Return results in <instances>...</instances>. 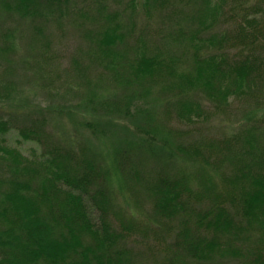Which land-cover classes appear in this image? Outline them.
I'll use <instances>...</instances> for the list:
<instances>
[{"label":"trees","instance_id":"trees-1","mask_svg":"<svg viewBox=\"0 0 264 264\" xmlns=\"http://www.w3.org/2000/svg\"><path fill=\"white\" fill-rule=\"evenodd\" d=\"M29 92L136 140L62 142ZM139 236L157 264H264V0H0V264H152Z\"/></svg>","mask_w":264,"mask_h":264},{"label":"rangeland","instance_id":"rangeland-1","mask_svg":"<svg viewBox=\"0 0 264 264\" xmlns=\"http://www.w3.org/2000/svg\"><path fill=\"white\" fill-rule=\"evenodd\" d=\"M75 43H72L68 46L69 53H73L75 50ZM68 53V55H69ZM68 58V56H67ZM37 104L35 110H33V114L31 113L32 108L29 105ZM13 106L27 105V109H25V114L27 116H32L33 118H37V116H41L45 113L49 117V129L52 133H55L57 138L62 140L65 137H71L74 139V142H78V140L86 141L88 143H92L95 147L96 151H99L104 154L105 159H109L112 157L113 150L115 148H120L128 141L136 140L134 135L136 131L132 129L130 123L124 121H107V128L110 133V137L105 139L102 137H94L87 129L80 124V120L77 122L74 118L69 119L64 115H58L53 110H50L51 107L57 106L58 102L49 101L44 97L43 93L37 92H29L27 93L23 99H18L15 102L9 103ZM5 107H8V104H3ZM134 125V124H133ZM216 128H213L211 134L212 135H224L231 134L234 131V128L229 123H220L215 122L212 123ZM108 133V135H109ZM15 144L14 140L12 141ZM20 150H22L25 154H31L32 150L35 148V145L32 143H22L17 146ZM127 206H129L127 204ZM130 207V206H129ZM127 208L131 213H136V211L132 208ZM167 240L159 241L157 238L151 237L149 239H142L140 236L134 240L133 245H135L138 249L145 251L148 257L152 260V264H157L158 259H161L164 255L165 247L170 244H164ZM133 242V241H132ZM152 255L154 256L153 258ZM158 257V258H157Z\"/></svg>","mask_w":264,"mask_h":264}]
</instances>
